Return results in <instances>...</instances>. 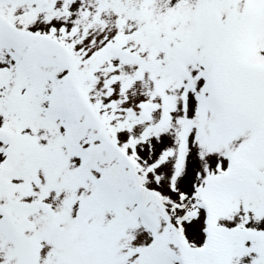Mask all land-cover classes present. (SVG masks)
<instances>
[{"label": "snow or ice", "instance_id": "6c2138e0", "mask_svg": "<svg viewBox=\"0 0 264 264\" xmlns=\"http://www.w3.org/2000/svg\"><path fill=\"white\" fill-rule=\"evenodd\" d=\"M0 264H264V0H0Z\"/></svg>", "mask_w": 264, "mask_h": 264}]
</instances>
